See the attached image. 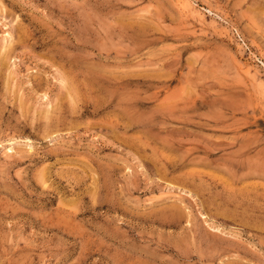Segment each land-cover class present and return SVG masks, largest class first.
I'll return each instance as SVG.
<instances>
[{
	"label": "rangeland",
	"instance_id": "obj_1",
	"mask_svg": "<svg viewBox=\"0 0 264 264\" xmlns=\"http://www.w3.org/2000/svg\"><path fill=\"white\" fill-rule=\"evenodd\" d=\"M0 264H264V0H0Z\"/></svg>",
	"mask_w": 264,
	"mask_h": 264
}]
</instances>
